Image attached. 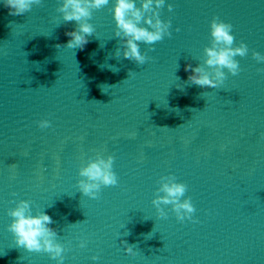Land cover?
Masks as SVG:
<instances>
[{
	"label": "water",
	"instance_id": "95a60500",
	"mask_svg": "<svg viewBox=\"0 0 264 264\" xmlns=\"http://www.w3.org/2000/svg\"><path fill=\"white\" fill-rule=\"evenodd\" d=\"M168 2L171 36L140 44L143 65L112 55L111 4L93 10L83 49L65 47L75 22L60 19L58 0L21 15L0 7V264H55L15 245L7 209L20 199L52 217L64 264H264V64L251 56L264 54V0ZM214 16L249 52L222 86L201 88L184 66L202 61ZM97 153L114 157L118 183L90 199L76 181ZM168 174L187 185L194 221L163 205L157 217L151 201Z\"/></svg>",
	"mask_w": 264,
	"mask_h": 264
},
{
	"label": "clouds",
	"instance_id": "9594fccd",
	"mask_svg": "<svg viewBox=\"0 0 264 264\" xmlns=\"http://www.w3.org/2000/svg\"><path fill=\"white\" fill-rule=\"evenodd\" d=\"M43 0H0V7L8 10L10 15H21L29 12L34 6H39ZM111 4V14L114 21L112 36L118 38V47L113 56L134 61L143 65L151 57L141 51L140 44L154 45L167 36H171V21L161 19L160 10L167 7L172 11L173 4L168 0H58L56 12L64 22L74 21L72 30L66 31L69 38L65 47L68 49H83L89 42L88 37L95 33L90 23L93 10H98ZM232 24L217 17L209 21V45L203 49V58L197 65L185 64L184 71L188 74L185 83L197 85L201 88H219L223 85L228 74L236 75L240 71L237 56L248 54V46L244 42L234 45ZM179 29H177L178 31ZM60 47V45H57ZM152 49H149L151 51ZM252 58L264 64V54L252 51ZM103 67V66H102ZM112 71H118L113 65H107ZM133 74L129 71L128 78ZM179 79V77H176ZM177 88H182L180 84ZM107 86L102 90L106 91ZM39 128H48L51 121L40 119L36 121ZM114 157L111 154L97 153L89 157L78 169L76 188L86 197L97 199L102 187L114 186L118 177L113 170ZM156 195L151 203L158 218H166L168 206L177 221H194L193 213L196 211L191 199L185 196L187 185L177 180L172 174L161 175L157 181ZM10 218L7 230L12 234L14 243L28 252H43L55 261V264H64L68 248L57 237V232L50 227L52 217L41 210L33 211L29 201L20 199L14 206L7 209ZM77 224V223H76ZM121 235H128L125 231ZM128 255L136 254V246L121 240ZM77 246L84 248L86 240L79 239ZM94 264L98 262L96 255L90 258Z\"/></svg>",
	"mask_w": 264,
	"mask_h": 264
}]
</instances>
